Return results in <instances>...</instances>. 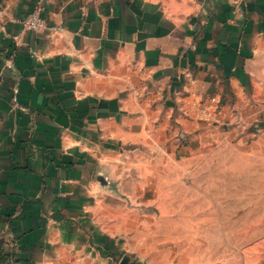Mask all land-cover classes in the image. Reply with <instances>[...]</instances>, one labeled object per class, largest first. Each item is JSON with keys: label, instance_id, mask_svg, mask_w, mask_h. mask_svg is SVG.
Instances as JSON below:
<instances>
[{"label": "crops", "instance_id": "0c3cea01", "mask_svg": "<svg viewBox=\"0 0 264 264\" xmlns=\"http://www.w3.org/2000/svg\"><path fill=\"white\" fill-rule=\"evenodd\" d=\"M210 99L264 109V0H0V264H112L120 179Z\"/></svg>", "mask_w": 264, "mask_h": 264}, {"label": "rangeland", "instance_id": "374dc122", "mask_svg": "<svg viewBox=\"0 0 264 264\" xmlns=\"http://www.w3.org/2000/svg\"><path fill=\"white\" fill-rule=\"evenodd\" d=\"M210 100L191 117L204 126L179 116L161 160L120 179L126 226L104 250L112 264H264V109L245 123Z\"/></svg>", "mask_w": 264, "mask_h": 264}, {"label": "built area", "instance_id": "2783aa9c", "mask_svg": "<svg viewBox=\"0 0 264 264\" xmlns=\"http://www.w3.org/2000/svg\"><path fill=\"white\" fill-rule=\"evenodd\" d=\"M43 11V5H36L34 11L29 16L21 20L23 28L27 31L52 30L53 28L49 26L46 19L43 17Z\"/></svg>", "mask_w": 264, "mask_h": 264}, {"label": "water", "instance_id": "95a60500", "mask_svg": "<svg viewBox=\"0 0 264 264\" xmlns=\"http://www.w3.org/2000/svg\"><path fill=\"white\" fill-rule=\"evenodd\" d=\"M130 255H125V257L122 259V261L120 262V264H132L131 260H130Z\"/></svg>", "mask_w": 264, "mask_h": 264}]
</instances>
